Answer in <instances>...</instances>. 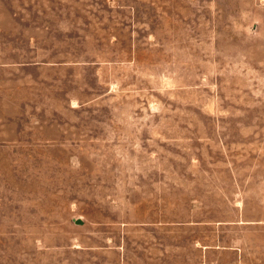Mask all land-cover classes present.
<instances>
[{
    "label": "rangeland",
    "instance_id": "rangeland-1",
    "mask_svg": "<svg viewBox=\"0 0 264 264\" xmlns=\"http://www.w3.org/2000/svg\"><path fill=\"white\" fill-rule=\"evenodd\" d=\"M264 256V0H0V264Z\"/></svg>",
    "mask_w": 264,
    "mask_h": 264
},
{
    "label": "crops",
    "instance_id": "crops-1",
    "mask_svg": "<svg viewBox=\"0 0 264 264\" xmlns=\"http://www.w3.org/2000/svg\"><path fill=\"white\" fill-rule=\"evenodd\" d=\"M237 250L236 252L238 253V258H237V264H248L246 263L247 255L249 253V249L247 247V241L246 240H241L238 241L237 246L235 247ZM260 261L258 264H264V256L262 258H259ZM256 264V263H253Z\"/></svg>",
    "mask_w": 264,
    "mask_h": 264
}]
</instances>
